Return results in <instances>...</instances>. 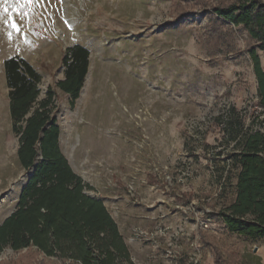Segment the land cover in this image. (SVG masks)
<instances>
[{
    "label": "rangeland",
    "instance_id": "obj_1",
    "mask_svg": "<svg viewBox=\"0 0 264 264\" xmlns=\"http://www.w3.org/2000/svg\"><path fill=\"white\" fill-rule=\"evenodd\" d=\"M176 3L0 0V223L32 172L19 159L4 65L20 56L42 76L38 103L54 91L49 107L60 148L104 198L137 264H217V254L264 264V239L227 232L211 214L234 197L236 183L233 172L223 185L233 144L218 118L235 105L246 128L264 132L252 60L230 55L213 63L200 37L205 12L183 1L190 13L180 16ZM237 39L244 49V34ZM75 44L90 51V77L73 101L58 82ZM25 252L6 247L0 261Z\"/></svg>",
    "mask_w": 264,
    "mask_h": 264
},
{
    "label": "trees",
    "instance_id": "obj_2",
    "mask_svg": "<svg viewBox=\"0 0 264 264\" xmlns=\"http://www.w3.org/2000/svg\"><path fill=\"white\" fill-rule=\"evenodd\" d=\"M176 1L183 10L180 16L190 13L183 1L205 12L200 37L213 63L230 55L252 60L259 103L264 106V0ZM243 34L246 45L241 49L237 38ZM89 57V49L80 44L67 48L65 76L58 85L73 101L84 86ZM4 65L11 115L20 135L19 159L32 172L16 209L0 224V254L6 247L26 252L0 264H38V255L67 264H137L105 202L85 192L92 185L74 171L60 148V126L49 107L54 91L50 88L38 103V70L20 56L6 59ZM218 121L225 142L233 144L221 172V177L227 172L223 185L226 189L233 172L236 183L234 197L211 214L227 232L264 239V132L246 128L244 114L235 105ZM216 262L237 264L220 254Z\"/></svg>",
    "mask_w": 264,
    "mask_h": 264
},
{
    "label": "water",
    "instance_id": "obj_3",
    "mask_svg": "<svg viewBox=\"0 0 264 264\" xmlns=\"http://www.w3.org/2000/svg\"><path fill=\"white\" fill-rule=\"evenodd\" d=\"M87 76H88V73H87V75H86V78H87ZM85 83V82H84ZM82 90H83V88H82ZM81 90V91H82ZM81 94V93H80ZM67 158V157H66ZM69 161V163H70V165L72 166V168H75L74 167V165H72V162L70 161V160H68ZM87 194H89V195H91V196H93V197H97V198H99V199H102L103 201H104V198L103 197H100L99 195H97L95 192H93V191H91V190H87V191H85ZM13 213V211L6 217V218H8L11 214ZM5 218V219H6ZM5 219L0 223V224H3V222L5 221Z\"/></svg>",
    "mask_w": 264,
    "mask_h": 264
},
{
    "label": "snow or ice",
    "instance_id": "obj_4",
    "mask_svg": "<svg viewBox=\"0 0 264 264\" xmlns=\"http://www.w3.org/2000/svg\"><path fill=\"white\" fill-rule=\"evenodd\" d=\"M29 2H31V0H29ZM5 11H7V9H5ZM12 27H13V28H17V30H19V29H18V26H17L15 23L12 24Z\"/></svg>",
    "mask_w": 264,
    "mask_h": 264
},
{
    "label": "bare ground",
    "instance_id": "obj_5",
    "mask_svg": "<svg viewBox=\"0 0 264 264\" xmlns=\"http://www.w3.org/2000/svg\"><path fill=\"white\" fill-rule=\"evenodd\" d=\"M88 77H90V76H88ZM83 94H85L86 93V88H84L83 89V92H82ZM2 185L0 184V187H1Z\"/></svg>",
    "mask_w": 264,
    "mask_h": 264
}]
</instances>
